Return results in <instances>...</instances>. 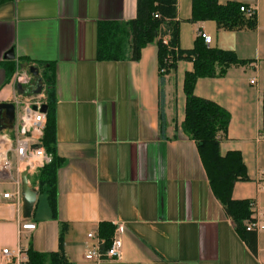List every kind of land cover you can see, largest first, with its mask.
Segmentation results:
<instances>
[{
    "label": "crops",
    "instance_id": "obj_1",
    "mask_svg": "<svg viewBox=\"0 0 264 264\" xmlns=\"http://www.w3.org/2000/svg\"><path fill=\"white\" fill-rule=\"evenodd\" d=\"M218 1L252 8L257 28L230 32L213 21L192 23L193 0H178L179 47L192 49L200 33H206L210 48L251 61L230 67L225 77L199 79L195 95L230 114L221 154L240 152L250 178L234 185L232 197L253 203L264 226V0ZM136 16L137 0L0 4V104H14L19 84L25 90L35 86L31 67L41 77L40 64L52 66L55 156L63 162L55 214L48 196L39 191L40 173L29 175L38 196L26 220L23 169L12 156V174L0 182V264H15L4 260L2 252L21 247L43 254L62 249L71 264H264V230L257 232L254 253L214 196L197 144L183 130L184 81L193 62L178 63L161 97L156 44L146 46L137 62L97 60L99 23ZM11 50L15 59L6 60ZM9 66L14 67L11 75ZM17 128L16 111L14 128L3 132L13 139ZM23 223L36 228L24 231ZM115 223L124 225L119 259L87 261L88 235L96 232L101 238V225L108 224L113 239Z\"/></svg>",
    "mask_w": 264,
    "mask_h": 264
},
{
    "label": "trees",
    "instance_id": "obj_2",
    "mask_svg": "<svg viewBox=\"0 0 264 264\" xmlns=\"http://www.w3.org/2000/svg\"><path fill=\"white\" fill-rule=\"evenodd\" d=\"M7 0H0V4ZM178 0H137V16L128 22H101L97 32V60L100 62H137L142 50L149 44L158 48L160 96L168 75L176 71L181 61L193 62V72L184 81L186 110L183 130L198 147L206 171L210 188L236 226L241 238L257 251V232L248 231L254 212L251 202L235 201L232 197L237 182L250 181L242 154L238 151L221 154V139L227 134L230 114L216 103L195 95L196 84L202 78H222L232 66H247L248 60H240L234 52L210 48L198 36L192 49L179 47L180 29L177 17ZM192 23L213 21L224 31L255 30V15L247 17L237 3L220 4L218 0H193ZM159 15V18H155ZM164 37H169L167 43ZM28 62V61H27ZM41 75L46 92L48 107L47 123L44 130L43 145L52 162L39 174V191L48 196L53 214L57 208V176L63 162L55 156L56 144V88L52 66L45 67ZM8 74L14 67L7 68ZM263 131H264V90H263ZM100 235L110 246L113 236L111 225L103 224ZM62 239V238H61ZM30 264H71L64 251L43 254L28 249Z\"/></svg>",
    "mask_w": 264,
    "mask_h": 264
},
{
    "label": "built area",
    "instance_id": "obj_3",
    "mask_svg": "<svg viewBox=\"0 0 264 264\" xmlns=\"http://www.w3.org/2000/svg\"><path fill=\"white\" fill-rule=\"evenodd\" d=\"M241 12L247 17H253L255 11L245 6L241 7ZM159 18V15H155ZM205 43H211V37L206 33H200ZM169 37H164L167 43ZM23 85L28 87L31 85L29 80H23ZM255 81H252L254 84ZM46 92L42 87V92L38 95H19L14 101L17 111L18 128L12 139L8 134L0 133V182L8 179L13 170L12 156L15 155L19 167L24 171H28L29 175H38L41 170L52 162V157L46 153L43 145L44 130L47 123V115L42 112L43 106L46 105ZM42 146L39 147L38 146ZM12 194H5L4 199L10 200ZM251 209L254 212L255 205L251 203ZM252 222L247 224L248 231L258 232L264 230L255 215H252ZM36 226L30 223H23L22 230L33 231ZM124 230V225L115 223V236L111 245L106 246V241L99 237L98 233L93 232L88 235L91 245L86 253L85 259L92 262L114 261L119 259L121 254L120 234ZM2 257L6 261H14L15 264H30L28 248L21 247L17 251L5 249Z\"/></svg>",
    "mask_w": 264,
    "mask_h": 264
},
{
    "label": "water",
    "instance_id": "obj_4",
    "mask_svg": "<svg viewBox=\"0 0 264 264\" xmlns=\"http://www.w3.org/2000/svg\"><path fill=\"white\" fill-rule=\"evenodd\" d=\"M6 60H14L15 54L14 51H9L6 56ZM30 73L36 78L35 86L30 90H25L19 84L17 86L19 95H38L42 92V78L39 76V70L36 67L30 68ZM48 107L47 105L43 106L42 112L47 113ZM16 123V109L15 105L11 103L0 104V133L5 130H12ZM42 147V146H38ZM21 189H22V197H23V217L26 220L31 219L34 207L36 205L38 190H36L29 181V173L28 171H24L21 175Z\"/></svg>",
    "mask_w": 264,
    "mask_h": 264
}]
</instances>
